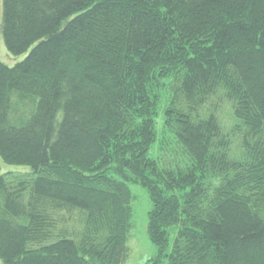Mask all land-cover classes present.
<instances>
[{"label": "trees", "instance_id": "1", "mask_svg": "<svg viewBox=\"0 0 264 264\" xmlns=\"http://www.w3.org/2000/svg\"><path fill=\"white\" fill-rule=\"evenodd\" d=\"M0 29L25 56L0 60V264H123L130 182L149 264H264V0H3Z\"/></svg>", "mask_w": 264, "mask_h": 264}, {"label": "rangeland", "instance_id": "2", "mask_svg": "<svg viewBox=\"0 0 264 264\" xmlns=\"http://www.w3.org/2000/svg\"><path fill=\"white\" fill-rule=\"evenodd\" d=\"M3 20V0H0V24ZM24 55L15 56L11 54L5 44L2 31L0 29V60L8 65H14L18 61L24 59ZM214 105L211 108L217 109L214 112L221 123L226 129H229L234 122H237L236 117L232 113V106L230 102L219 96L213 97L209 102L208 106ZM212 111H214L212 109ZM211 112L206 111V105L203 109V115H207ZM234 116V117H233ZM163 114L161 113L158 118V129L162 128ZM3 169H15L12 166H4ZM130 188L132 191L133 199L131 205L133 207V226L130 232L128 246L129 255L123 264H149V262L155 258L159 249L158 246L150 239L148 225H149V211L152 209L153 202L149 191L142 185L130 182ZM176 228L170 231V247L174 240Z\"/></svg>", "mask_w": 264, "mask_h": 264}]
</instances>
